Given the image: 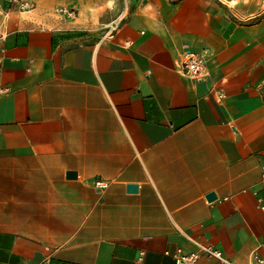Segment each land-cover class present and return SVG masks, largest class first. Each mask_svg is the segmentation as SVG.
I'll return each mask as SVG.
<instances>
[{
	"label": "crops",
	"instance_id": "0c3cea01",
	"mask_svg": "<svg viewBox=\"0 0 264 264\" xmlns=\"http://www.w3.org/2000/svg\"><path fill=\"white\" fill-rule=\"evenodd\" d=\"M25 1L0 0V264L264 256V0Z\"/></svg>",
	"mask_w": 264,
	"mask_h": 264
},
{
	"label": "built area",
	"instance_id": "2783aa9c",
	"mask_svg": "<svg viewBox=\"0 0 264 264\" xmlns=\"http://www.w3.org/2000/svg\"><path fill=\"white\" fill-rule=\"evenodd\" d=\"M8 1L10 9L16 7L20 11L28 12L34 8L32 3L25 0ZM57 11L60 13H66L70 17L74 15V11L67 10L62 7L58 8ZM121 20L116 19L110 22L108 28L106 29L107 32L115 30ZM28 25L30 26V24ZM6 37L7 33L3 30L2 25H0V42L4 41ZM179 71L188 76L193 81H208L210 79V71L207 66L206 54L204 53H196L190 50L184 51ZM95 184L99 187H103L101 181H96ZM191 240L196 245V250L191 253H183L182 250H177L173 254L177 264H196V262L203 256L215 259L216 264H236L227 258L221 250L213 247L212 245L194 238ZM251 259V264H264V256L258 254L257 250L252 252Z\"/></svg>",
	"mask_w": 264,
	"mask_h": 264
},
{
	"label": "rangeland",
	"instance_id": "374dc122",
	"mask_svg": "<svg viewBox=\"0 0 264 264\" xmlns=\"http://www.w3.org/2000/svg\"><path fill=\"white\" fill-rule=\"evenodd\" d=\"M92 1V5L87 3V11L84 13H81L79 11H77L76 9L73 8H68V10H72L74 11V15L71 17H68V15L66 13H60L58 11L53 12L54 14L57 15H61L63 19H66L67 21H70L71 23L73 21L78 20H83L84 19V24L85 23H90V24H94L96 22H100V21H106L108 19H111V17H114L115 14H113L111 11H101V12H97L96 9L102 6V3H104V0H91ZM96 6V7H95Z\"/></svg>",
	"mask_w": 264,
	"mask_h": 264
},
{
	"label": "water",
	"instance_id": "95a60500",
	"mask_svg": "<svg viewBox=\"0 0 264 264\" xmlns=\"http://www.w3.org/2000/svg\"><path fill=\"white\" fill-rule=\"evenodd\" d=\"M76 176H77V172L75 170H69V171H67V177H69V178H75ZM128 189L130 191H136L137 190V185L130 184V185H128ZM213 197H215V194L214 193H210L208 195V198L209 199H212Z\"/></svg>",
	"mask_w": 264,
	"mask_h": 264
}]
</instances>
